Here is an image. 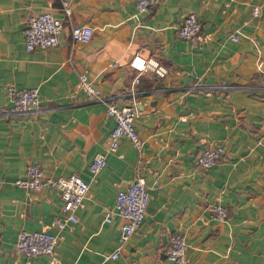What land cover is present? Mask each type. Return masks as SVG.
Instances as JSON below:
<instances>
[{
	"label": "crops",
	"instance_id": "1",
	"mask_svg": "<svg viewBox=\"0 0 264 264\" xmlns=\"http://www.w3.org/2000/svg\"><path fill=\"white\" fill-rule=\"evenodd\" d=\"M136 1L0 0V264H172L179 230L185 264H264V0H158L143 12ZM44 10L64 21L59 43L28 51L26 16ZM189 11L202 23L198 45L177 34ZM81 24L94 30L88 43L72 36ZM135 54L156 57L168 73L132 68ZM82 72L117 104L136 103L141 147L124 137L108 151L115 120L81 90ZM11 86L36 88L40 110L7 114ZM215 144L225 147L222 158L198 166L196 156ZM98 153L107 165L94 175ZM32 161L46 176L77 173L90 188L56 253L28 259L16 250L18 234L56 233L62 205L56 189L16 185ZM139 178L150 193L147 213L121 243L115 197ZM217 204L226 219L212 216Z\"/></svg>",
	"mask_w": 264,
	"mask_h": 264
},
{
	"label": "built area",
	"instance_id": "2",
	"mask_svg": "<svg viewBox=\"0 0 264 264\" xmlns=\"http://www.w3.org/2000/svg\"><path fill=\"white\" fill-rule=\"evenodd\" d=\"M158 0H137L136 8L138 11H146ZM66 14H71L72 9L69 1H64ZM254 12H261L260 6L254 7ZM64 28L62 18L55 16L50 10H44L39 13L29 14L25 19L24 41L28 51L34 49H46L57 46L60 34ZM94 34L93 28L88 24L75 25L72 28L74 40L82 43H88ZM181 39H186L198 45L204 41L202 36V23L193 11L187 12L183 16L182 24L177 31ZM232 37L238 40V36ZM129 65L140 71H151L159 77H164L168 73V67L156 57H145L135 54L129 62ZM264 79V73L261 75ZM138 82L139 79L137 78ZM80 88L92 100L104 103L107 106V114L115 120V126L111 131L108 151L116 152L120 146L121 139L129 138L137 147L142 146V141L135 126V120L138 115L136 103L119 105L113 96L106 95L102 89L90 79L87 72L80 74ZM12 105L7 111L11 116H20L35 113L40 110L41 99L36 88H18L11 86L8 90ZM225 153V147L221 144L211 145L203 149L196 156L198 166L209 168L219 161ZM107 165V154L98 153L90 164L91 172L96 175ZM16 185L27 191H41L45 187L56 189L62 200L59 215L56 217L55 226L57 232L47 230L28 231L22 230L18 234L16 241V250L19 254L28 259L42 255L56 253V244L63 238L62 231L79 222L77 211L83 207L88 195L90 182L85 180L77 173L62 175L57 177L46 176L43 166L38 161H32L27 168L26 175L19 177L15 181ZM150 201V193L143 178H139L117 191L115 197L114 210L122 218V233L120 241H128L143 223L147 213ZM212 216L219 220L227 217V207L223 204H217L210 207ZM112 214L106 217L111 221ZM187 242L183 231H176L171 237V243L168 251V258L172 264L186 263ZM112 258L118 256V252L110 255Z\"/></svg>",
	"mask_w": 264,
	"mask_h": 264
}]
</instances>
